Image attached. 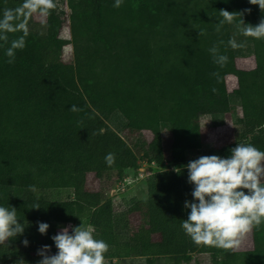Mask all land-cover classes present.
Here are the masks:
<instances>
[{"label":"trees","instance_id":"16d2710c","mask_svg":"<svg viewBox=\"0 0 264 264\" xmlns=\"http://www.w3.org/2000/svg\"><path fill=\"white\" fill-rule=\"evenodd\" d=\"M114 2L67 0L72 63L59 58L67 41L59 37L58 7L43 22L30 20L26 47L17 51L14 64L7 63L5 50L22 33L0 42V206L14 207L25 225L23 235L0 246V264L21 258L37 264L42 246L56 254L51 237L58 228L81 222L109 245L105 264L124 258L183 264L195 255L209 256L211 264H264V224L253 229V247L245 252L197 246L181 227L190 213L185 201H193L194 185L184 167L190 152L228 158L237 143L264 151V39L244 37L235 24L215 30L221 9L242 13L253 26L264 12L249 0H123L119 8ZM21 3L0 0V17ZM231 38L254 57L252 70L237 68ZM214 44L229 58L224 68L213 63L208 49ZM228 76L237 80L232 91ZM72 105L81 110L70 111ZM233 110L232 136L205 141L209 127L203 118L215 128ZM163 130L171 135L167 157ZM125 131L139 138L129 144L121 136ZM110 152L111 167L105 163ZM143 162L157 170L124 210L87 186L88 175L102 180L115 173L121 182ZM31 186L41 194H72L51 200L35 196ZM38 222L49 224L45 235Z\"/></svg>","mask_w":264,"mask_h":264},{"label":"clouds","instance_id":"9594fccd","mask_svg":"<svg viewBox=\"0 0 264 264\" xmlns=\"http://www.w3.org/2000/svg\"><path fill=\"white\" fill-rule=\"evenodd\" d=\"M249 3L264 12V0H249ZM122 4L123 0H115L113 6L119 8ZM57 7V0H22L18 7L3 10L0 42L8 44L9 34L22 33L11 40L5 50L8 64H14L17 51L26 47L30 20L47 18ZM219 16L222 19L215 28L218 33L225 24H235L244 37L264 39V19L253 26L245 24L243 14L239 12L221 9ZM203 35L205 33L200 32V36ZM219 44H214L208 51L213 63L224 68L229 58L220 52ZM228 46L236 49L245 44L231 38ZM211 75L217 79L220 77L219 72ZM69 110L78 112L81 109L72 105ZM230 151L228 158L201 156L184 166L188 182L194 185V189L191 193L193 201H185L184 207L190 209V213L186 220L181 221V227L197 246L237 250L254 228L264 224V151L244 143H237ZM105 163L111 167L115 163V154H106ZM31 190L36 191L35 186H31ZM33 208L39 209L40 205L34 204ZM49 227L47 223L38 222L41 235H45ZM24 231L25 225L20 223L17 210L0 206V246H9V242L23 235ZM51 239L57 249L56 254H49L51 249L48 245L42 246L37 251L41 257L37 264H105L109 245L94 237V229L90 225L61 227ZM23 244L27 247L28 240H23ZM17 264L25 262L21 258Z\"/></svg>","mask_w":264,"mask_h":264},{"label":"rangeland","instance_id":"374dc122","mask_svg":"<svg viewBox=\"0 0 264 264\" xmlns=\"http://www.w3.org/2000/svg\"><path fill=\"white\" fill-rule=\"evenodd\" d=\"M57 5H58V13L62 21V26L59 31V37L67 41L66 45L61 50L59 58L64 63H72L73 49H72V44L70 43V31H69L70 11L67 7V0H57ZM35 20L38 22H43L45 18L44 19L35 18ZM235 53L237 54L235 63L238 69L252 70L254 68L255 65L254 57L251 54H249L248 51H245V49L236 48ZM226 82H227L228 91H232L237 87V83H236L237 80L234 76H228L226 78ZM237 113H239L238 109H237ZM235 118H236V112L235 110H233L231 114L225 118V120L219 119L217 121L218 122L217 127L215 128L211 127L212 125L209 118H203L202 120L203 124H206L209 127L204 130V135H205L204 140L207 142L228 140L230 136H232V133L235 129V127L233 126V122ZM121 136L129 144L139 138V134L137 133L129 134L126 131L122 132ZM162 136H163L162 149L165 157H167L171 146V135L167 130H163ZM142 137L148 140L151 138V135L149 133H143ZM188 159L189 161L198 159V153L190 152L188 154ZM148 165L149 164L144 162L141 163L140 168L138 169L136 174L132 175L128 173V176L121 182H117V176L115 173L112 174L109 178H104L102 180H96L92 177V175H88L87 186L93 191L100 192L104 198L106 197L114 198L115 202L118 201L121 203L122 209L124 210L127 208V203L131 199V197L138 198L140 196L142 189H144L145 187V183H144L145 177L150 173H153L155 170H157V168H155V165H150L151 167L155 168L154 171L152 170L151 172L149 170ZM33 193L35 196H44L51 200H67L70 198L72 194V190L65 189L60 191L43 192L42 194L38 191H34ZM129 218H130V223L132 225L136 224L139 221L136 215H131ZM81 224L84 225V222H81L78 226H80ZM66 226L69 225H64L63 227ZM59 230L60 228L56 230L57 233ZM247 242L248 244L251 243L250 236L248 237ZM113 264H143V260L134 259L127 261H119ZM183 264H211V260L207 255H195L192 256L190 261Z\"/></svg>","mask_w":264,"mask_h":264},{"label":"crops","instance_id":"0c3cea01","mask_svg":"<svg viewBox=\"0 0 264 264\" xmlns=\"http://www.w3.org/2000/svg\"><path fill=\"white\" fill-rule=\"evenodd\" d=\"M250 236L251 238V233H249L245 238L244 240L242 241V244H241V247L239 249H237L236 251H239V252H245V251H249L252 249L253 247V243H252V238H251V243L248 244L247 240H248V237ZM244 248V249H242ZM127 260H134L133 258H124V259H113L111 261V264L113 263H117L119 261H127Z\"/></svg>","mask_w":264,"mask_h":264}]
</instances>
